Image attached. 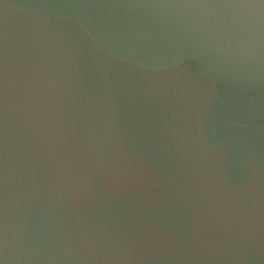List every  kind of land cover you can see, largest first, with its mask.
<instances>
[{
	"label": "water",
	"instance_id": "obj_1",
	"mask_svg": "<svg viewBox=\"0 0 264 264\" xmlns=\"http://www.w3.org/2000/svg\"><path fill=\"white\" fill-rule=\"evenodd\" d=\"M0 264H264V0H0Z\"/></svg>",
	"mask_w": 264,
	"mask_h": 264
}]
</instances>
